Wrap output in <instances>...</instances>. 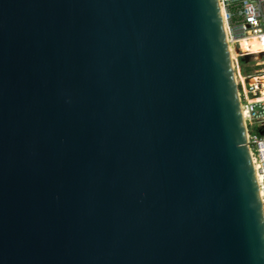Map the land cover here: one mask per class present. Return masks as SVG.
Returning <instances> with one entry per match:
<instances>
[{
	"label": "water",
	"instance_id": "1",
	"mask_svg": "<svg viewBox=\"0 0 264 264\" xmlns=\"http://www.w3.org/2000/svg\"><path fill=\"white\" fill-rule=\"evenodd\" d=\"M0 264H264L219 0H0Z\"/></svg>",
	"mask_w": 264,
	"mask_h": 264
},
{
	"label": "built area",
	"instance_id": "2",
	"mask_svg": "<svg viewBox=\"0 0 264 264\" xmlns=\"http://www.w3.org/2000/svg\"><path fill=\"white\" fill-rule=\"evenodd\" d=\"M219 5L264 212V0H219Z\"/></svg>",
	"mask_w": 264,
	"mask_h": 264
},
{
	"label": "trees",
	"instance_id": "3",
	"mask_svg": "<svg viewBox=\"0 0 264 264\" xmlns=\"http://www.w3.org/2000/svg\"><path fill=\"white\" fill-rule=\"evenodd\" d=\"M247 71H249L250 69L248 68V69H246Z\"/></svg>",
	"mask_w": 264,
	"mask_h": 264
},
{
	"label": "bare ground",
	"instance_id": "4",
	"mask_svg": "<svg viewBox=\"0 0 264 264\" xmlns=\"http://www.w3.org/2000/svg\"><path fill=\"white\" fill-rule=\"evenodd\" d=\"M221 14H222V12H221Z\"/></svg>",
	"mask_w": 264,
	"mask_h": 264
}]
</instances>
